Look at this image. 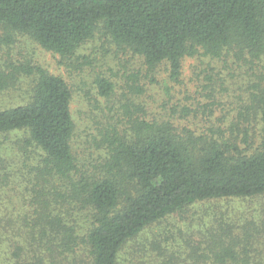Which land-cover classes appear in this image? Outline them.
I'll return each instance as SVG.
<instances>
[{
    "label": "trees",
    "instance_id": "trees-1",
    "mask_svg": "<svg viewBox=\"0 0 264 264\" xmlns=\"http://www.w3.org/2000/svg\"><path fill=\"white\" fill-rule=\"evenodd\" d=\"M17 36L66 62L101 36L142 60L138 74L142 63L149 73L167 65L176 84L187 58L231 60L245 71L246 98L228 128L199 131L174 123L186 109L151 115L132 98L143 94L132 74L118 115L104 113L92 140L104 157L86 167L73 147L70 85L42 66L8 63L0 91L22 78L32 88L22 104L0 108V146H16L27 170L16 202L4 191L17 175L0 156V264H264V211L138 245L196 204L264 199V0H0V49ZM94 83L113 102L117 83ZM213 86L205 78L204 90ZM136 246L140 255L128 258Z\"/></svg>",
    "mask_w": 264,
    "mask_h": 264
},
{
    "label": "rangeland",
    "instance_id": "rangeland-1",
    "mask_svg": "<svg viewBox=\"0 0 264 264\" xmlns=\"http://www.w3.org/2000/svg\"><path fill=\"white\" fill-rule=\"evenodd\" d=\"M141 61L117 49L101 36L84 45L69 62L45 51L23 36L15 37L13 44L0 49V71L10 62L31 63L42 66L50 74L62 77L70 85L73 91L71 110L77 125L73 147L79 162L86 167L93 165L94 160L104 157L105 151L97 147L92 140L98 137L104 113L106 121L118 115L120 98L123 92H127L126 79L132 74H138ZM209 63H212L211 67ZM212 76L214 86L206 91L203 83L205 78ZM98 77L117 83L114 103H109L98 94L94 83ZM24 79H21L23 84L20 80L8 90L0 91V108L22 104L25 101L31 92L32 81ZM245 80V71L234 65L231 60L227 64L224 61L187 58L183 64L181 84L171 82L167 65L149 73L142 63V73L138 74L137 84L143 89V94L132 98L145 104L149 113L155 116L169 118L172 112L186 109L183 116L173 114L174 123L183 127L199 131L211 129L213 125L228 128L237 119L239 107L245 102ZM259 130L260 125H255L251 130L253 138L256 136V143L260 136ZM18 151L12 143L7 144L6 148L0 146V156L7 157L11 166L9 172L17 175V178H14L15 185L5 190L4 194L16 202L20 200L16 192H23L26 186L20 177L27 172L23 168V158L18 155ZM262 211L263 198L199 203L191 207L184 216L170 217L162 224L148 229L138 245L143 246L149 241L164 237L178 240L180 230L189 233L200 226L201 220H210L214 216L228 213L230 217L238 219L243 214L258 216ZM137 248L138 246L129 249L131 254L128 253L127 257L137 258L140 255Z\"/></svg>",
    "mask_w": 264,
    "mask_h": 264
}]
</instances>
